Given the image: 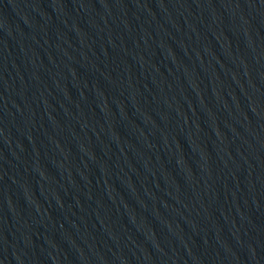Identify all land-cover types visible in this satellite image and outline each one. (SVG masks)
<instances>
[{
	"label": "water",
	"instance_id": "water-1",
	"mask_svg": "<svg viewBox=\"0 0 264 264\" xmlns=\"http://www.w3.org/2000/svg\"><path fill=\"white\" fill-rule=\"evenodd\" d=\"M0 264H264V0H0Z\"/></svg>",
	"mask_w": 264,
	"mask_h": 264
}]
</instances>
